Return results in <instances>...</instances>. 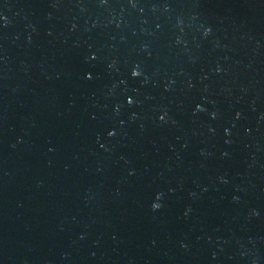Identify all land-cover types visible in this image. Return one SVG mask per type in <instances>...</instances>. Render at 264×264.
<instances>
[{
  "label": "water",
  "instance_id": "95a60500",
  "mask_svg": "<svg viewBox=\"0 0 264 264\" xmlns=\"http://www.w3.org/2000/svg\"><path fill=\"white\" fill-rule=\"evenodd\" d=\"M0 264H264V0H0Z\"/></svg>",
  "mask_w": 264,
  "mask_h": 264
}]
</instances>
